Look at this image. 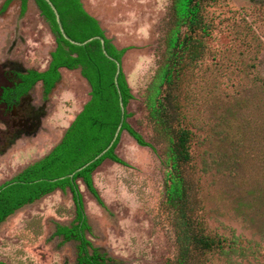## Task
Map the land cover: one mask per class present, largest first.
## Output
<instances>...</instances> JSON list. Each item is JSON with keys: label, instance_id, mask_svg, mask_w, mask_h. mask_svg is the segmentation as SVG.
I'll return each mask as SVG.
<instances>
[{"label": "rangeland", "instance_id": "obj_1", "mask_svg": "<svg viewBox=\"0 0 264 264\" xmlns=\"http://www.w3.org/2000/svg\"><path fill=\"white\" fill-rule=\"evenodd\" d=\"M171 1L81 0L113 44L128 48L122 59L133 95L127 123L156 149L147 94L164 55ZM19 6L15 1L0 14V64L37 69L54 37L33 0L23 17ZM205 16L212 30L192 71L187 107L186 126L194 134V164L187 168L191 200L208 232L236 240L240 249L206 254L193 264H264V0H227L207 8ZM36 93L39 98V88ZM88 99L79 71L65 72L39 130L0 152V185L47 154ZM115 154L125 165L105 160L92 175L104 206L77 181L88 238L111 264H174L176 234L164 206L168 169L160 153L123 131ZM74 216L68 190L18 210L0 225V264H74L76 243L62 244L55 235Z\"/></svg>", "mask_w": 264, "mask_h": 264}, {"label": "trees", "instance_id": "obj_2", "mask_svg": "<svg viewBox=\"0 0 264 264\" xmlns=\"http://www.w3.org/2000/svg\"><path fill=\"white\" fill-rule=\"evenodd\" d=\"M15 1H19V15L23 17L29 0H4L0 14ZM33 1L49 26L55 48L49 54L45 71L29 70L19 79L27 83V88L41 82L44 95L48 97L61 82V68L77 70L89 87V99L47 154L0 185V225L23 207L55 191L64 193L68 190L75 216L70 224L58 225L55 235L62 244L76 243L74 264H111L113 260L94 247L88 238L91 227L77 181L81 180L97 203L104 206L92 175L105 160L125 165L115 154V149L121 133L126 131L139 146L149 147L154 152L158 150L168 169L164 206L172 214L176 234L174 264H193L210 253H238L240 248L236 240L209 233L204 221L196 214L191 200L193 187L187 173V168L194 164V134L186 126L189 88L192 71L206 53V39L212 30L205 13L207 8L227 0L171 1L164 55L147 94L148 117L158 140V149L127 123L130 117L127 106L133 95L122 69V59L128 48L119 49L113 44L98 20L86 12L81 0H50L58 12L60 25L45 0ZM89 39L92 40L83 44ZM115 62L121 64L116 82ZM119 126V135L113 142Z\"/></svg>", "mask_w": 264, "mask_h": 264}, {"label": "flooded vegetation", "instance_id": "obj_3", "mask_svg": "<svg viewBox=\"0 0 264 264\" xmlns=\"http://www.w3.org/2000/svg\"><path fill=\"white\" fill-rule=\"evenodd\" d=\"M29 70L35 69L23 68L17 61L7 60L0 64V152L6 151L21 136L33 135L39 130L51 96L61 84H57L46 97L42 85L27 88V83L19 79V76H26ZM37 88L40 89L39 98Z\"/></svg>", "mask_w": 264, "mask_h": 264}, {"label": "water", "instance_id": "obj_4", "mask_svg": "<svg viewBox=\"0 0 264 264\" xmlns=\"http://www.w3.org/2000/svg\"><path fill=\"white\" fill-rule=\"evenodd\" d=\"M46 1V3L50 6V8L52 9V11H53V13H54V15H55V18H56V21H57V23L60 25V19H59V15H58V12H57V10L55 9V7L53 6V4L50 2V0H45ZM60 32L63 34V36H64V38L65 39H67V37L64 35V31H63V29L60 27ZM92 39H89V40H87L86 42H84L83 44H85V43H87V42H90ZM72 44H75V45H81V44H79V43H76V42H73V41H70ZM101 43L103 44V41H101ZM107 57H108V55L106 54V53H104ZM110 58V57H109ZM115 64H116V73H115V82H116V78H117V76L119 75V73H120V70H121V64H119V63H117V62H115ZM120 107H121V110H122V112L124 113V107H123V105H122V103L120 104ZM119 132H120V126L118 127V129H117V131H116V133H115V135H114V140H113V142L115 141V139L118 137V135H119ZM113 142L111 143V145L113 144ZM110 145V146H111ZM109 146V147H110ZM104 153V152H103ZM102 153V154H103ZM101 154V155H102ZM99 157V156H98ZM97 157V158H98ZM96 158V159H97Z\"/></svg>", "mask_w": 264, "mask_h": 264}, {"label": "crops", "instance_id": "obj_5", "mask_svg": "<svg viewBox=\"0 0 264 264\" xmlns=\"http://www.w3.org/2000/svg\"><path fill=\"white\" fill-rule=\"evenodd\" d=\"M54 48H55V46H54ZM54 48L48 52L47 58L44 60V63H43L44 65H42L41 67L38 66L37 69L34 68L35 70H37V71H39V72H42V71H45V70L47 69L48 64H49V61H50V56H49V54H50L51 51L54 50ZM33 63H34V64H37V62H33ZM75 71H77V70H75ZM59 72H60V75H61V83H62V81H63V74H64L65 72H72V71L67 70V69H65V68H61V69L59 70ZM79 75H80V74H79ZM80 78H81L82 80H84L81 76H80ZM84 81H85V80H84ZM85 82H86V81H85ZM41 85H42L41 82H38V83H37V87H41ZM60 86H61V84L58 85V86L56 87V90L54 91V93L58 91V89L60 88ZM54 93H53V94H54ZM80 110H81V109H80Z\"/></svg>", "mask_w": 264, "mask_h": 264}]
</instances>
